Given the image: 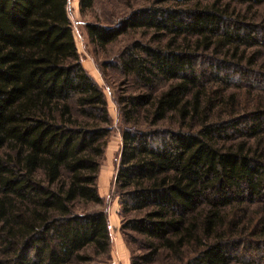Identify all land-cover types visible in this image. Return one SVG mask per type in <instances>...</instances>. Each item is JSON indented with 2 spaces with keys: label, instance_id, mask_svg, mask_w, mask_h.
<instances>
[{
  "label": "trees",
  "instance_id": "16d2710c",
  "mask_svg": "<svg viewBox=\"0 0 264 264\" xmlns=\"http://www.w3.org/2000/svg\"><path fill=\"white\" fill-rule=\"evenodd\" d=\"M145 1L114 26H85L100 49L135 30L168 39L134 41L108 66L128 87L114 98L113 195L121 234L143 251L130 264L165 253L264 264V0ZM95 2L79 0V11ZM67 6L0 0V264H109L108 216L87 207L103 206L113 121ZM243 87L241 112L227 91Z\"/></svg>",
  "mask_w": 264,
  "mask_h": 264
},
{
  "label": "rangeland",
  "instance_id": "374dc122",
  "mask_svg": "<svg viewBox=\"0 0 264 264\" xmlns=\"http://www.w3.org/2000/svg\"><path fill=\"white\" fill-rule=\"evenodd\" d=\"M147 2L145 0H96L94 6L90 10L81 13L79 11V0H68L67 11L69 19L73 26V36L77 51L80 55L83 68L103 89L108 104L109 115L113 121V130L107 139L104 157L101 161L98 178V193L103 198V206H88L87 209H104L108 216L109 229L111 235V249L109 256V264H130L133 255L142 254L139 246L127 244L125 238L120 232L121 219L119 217L118 200L114 197V179L118 166V155L121 147L120 128L121 121L118 116L117 107L114 98L119 96L122 90L127 87V81L119 72L108 68L109 65H115L117 56L123 48L134 41L149 43L152 46L164 48L168 43V39L164 38L160 42H153L152 35L149 31L135 30L120 36L115 42L107 45L104 49L94 46L88 39L85 26L86 24H100L104 26H114L123 18L130 10L137 9ZM259 13L264 14V6L259 9ZM179 42H176V44ZM264 61V58L261 59ZM257 61L256 66H259ZM206 68V63H201L199 68ZM111 67V66H110ZM104 73V75H103ZM126 85H125V84ZM246 90L243 88H231L227 92L238 93L241 98L240 111L243 112V106H247L245 98H247ZM132 92V91H130ZM245 92V94H244ZM236 93V94H237ZM258 94L254 92L253 95ZM262 94V93H261ZM264 98V93L262 94ZM222 115L221 117H223ZM216 117L212 116V120ZM248 254V252L245 251ZM152 264H179L173 257L161 254Z\"/></svg>",
  "mask_w": 264,
  "mask_h": 264
}]
</instances>
